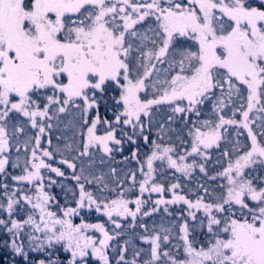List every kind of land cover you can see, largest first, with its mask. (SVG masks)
<instances>
[{
  "label": "snow or ice",
  "instance_id": "6c2138e0",
  "mask_svg": "<svg viewBox=\"0 0 264 264\" xmlns=\"http://www.w3.org/2000/svg\"><path fill=\"white\" fill-rule=\"evenodd\" d=\"M0 264H264V0H0Z\"/></svg>",
  "mask_w": 264,
  "mask_h": 264
}]
</instances>
